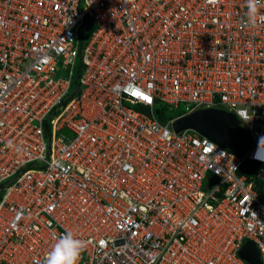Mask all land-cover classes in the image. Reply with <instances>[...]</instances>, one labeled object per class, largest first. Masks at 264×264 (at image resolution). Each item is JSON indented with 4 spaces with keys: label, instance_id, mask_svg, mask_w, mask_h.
I'll list each match as a JSON object with an SVG mask.
<instances>
[{
    "label": "built area",
    "instance_id": "1",
    "mask_svg": "<svg viewBox=\"0 0 264 264\" xmlns=\"http://www.w3.org/2000/svg\"><path fill=\"white\" fill-rule=\"evenodd\" d=\"M247 11L0 0V264H43L65 231L78 264H252L246 239L264 264V0ZM205 108L238 117L244 152L175 131Z\"/></svg>",
    "mask_w": 264,
    "mask_h": 264
},
{
    "label": "water",
    "instance_id": "2",
    "mask_svg": "<svg viewBox=\"0 0 264 264\" xmlns=\"http://www.w3.org/2000/svg\"><path fill=\"white\" fill-rule=\"evenodd\" d=\"M175 131L193 129L212 139L221 146L235 149L245 145V131L238 117L223 109H200L177 119ZM239 254L252 264H262L261 254L256 244L246 239Z\"/></svg>",
    "mask_w": 264,
    "mask_h": 264
},
{
    "label": "clouds",
    "instance_id": "3",
    "mask_svg": "<svg viewBox=\"0 0 264 264\" xmlns=\"http://www.w3.org/2000/svg\"><path fill=\"white\" fill-rule=\"evenodd\" d=\"M246 5L248 21L251 26H255L261 0H246ZM261 20L264 21V17H261ZM86 246L85 240L76 237L72 232L65 231L57 238L43 264H78L80 255Z\"/></svg>",
    "mask_w": 264,
    "mask_h": 264
},
{
    "label": "trees",
    "instance_id": "4",
    "mask_svg": "<svg viewBox=\"0 0 264 264\" xmlns=\"http://www.w3.org/2000/svg\"><path fill=\"white\" fill-rule=\"evenodd\" d=\"M138 108L145 110L143 107H138ZM155 113H156V116L158 117V119L160 121H163V122L171 117V112L169 111L168 105H166L164 103H159L155 106ZM245 149H246V145L235 148L234 151L236 153H242L245 151ZM251 164H252V162L247 160L245 165H244L245 167L242 169V172H244L245 168H248ZM254 168H256V167H254Z\"/></svg>",
    "mask_w": 264,
    "mask_h": 264
},
{
    "label": "rangeland",
    "instance_id": "5",
    "mask_svg": "<svg viewBox=\"0 0 264 264\" xmlns=\"http://www.w3.org/2000/svg\"><path fill=\"white\" fill-rule=\"evenodd\" d=\"M247 109H248V111L251 113L252 112V107H247ZM179 114V111H177V112H174L173 113V116H176V115H178Z\"/></svg>",
    "mask_w": 264,
    "mask_h": 264
}]
</instances>
